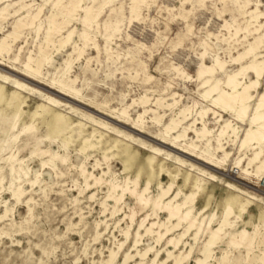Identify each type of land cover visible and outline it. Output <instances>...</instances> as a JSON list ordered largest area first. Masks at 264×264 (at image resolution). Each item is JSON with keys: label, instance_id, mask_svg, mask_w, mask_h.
<instances>
[{"label": "rangeland", "instance_id": "rangeland-1", "mask_svg": "<svg viewBox=\"0 0 264 264\" xmlns=\"http://www.w3.org/2000/svg\"><path fill=\"white\" fill-rule=\"evenodd\" d=\"M57 1H0V8L9 4L5 18H0V38L11 31L14 20L23 18L29 22L30 16L41 8L32 27L24 28L17 40L9 42L8 53L0 54V264H107L110 249L117 251L116 260H120L127 249L133 251L130 246L141 218L147 213L152 220L153 211L158 212L152 201L158 192V182L166 186L174 174L169 198L178 188L189 190L195 177L200 179L192 203V214L199 222L204 218L203 223L216 228L226 200L236 197L237 202L232 205L234 213L229 216L232 225L236 229L244 228L250 236L254 225L258 226L253 239L255 250L247 255L246 249L233 247L224 264H264V171L258 178L254 174L256 165L249 167L248 175L239 170L247 165V155L239 140L224 142L223 150L215 149V135L223 119L240 126V137L248 127L247 117L264 91V70L257 92H253L250 113L247 111L243 120L202 98L203 89L195 76L201 60L210 65L217 55L225 62L226 73L251 59L246 56L233 62L231 57L244 51L247 40L263 33L264 19L251 21L250 11L257 7L264 13V0H141L135 3L137 13L130 10L133 0H112L102 7L97 24L86 29V43L80 36L83 26L79 17L84 6L92 4L91 0H82L71 18L60 5L55 6ZM67 2L60 1L62 5ZM27 3L29 7L14 14V10ZM52 12L58 23L64 19L70 21L53 41L57 44L71 29L73 33L64 47L50 54L52 57L42 64L37 75L24 64L28 55L34 58L39 55L38 48L44 42V30ZM249 21L250 29L262 23L258 32L247 34L246 38L243 31L236 35L235 28H243ZM76 44L83 48L81 57L72 52ZM257 52L264 54V39ZM70 53L74 60L68 71L63 72ZM185 74L189 75L188 79ZM252 77L246 72L239 80L248 81ZM219 78L220 90L224 88L225 75L219 74ZM56 79L79 92L60 86ZM144 99H148L146 105L142 103ZM156 99L175 101L173 108L193 106L191 117H196V112L206 105L216 112L213 115L208 111L205 117L207 127L212 130L209 136L210 151L214 154L212 164L202 160L204 140L196 141L199 147L193 150L184 141L172 147L171 139H164L162 131L168 123L169 110H156L162 116L159 122L152 112L142 114L140 121H136L144 108H156ZM31 124L33 128L25 129ZM186 124L187 121L172 132ZM199 126L197 119L193 128ZM186 135L188 141L196 138L192 129ZM154 148L160 149L161 154L155 155L153 165L148 166L144 158ZM224 152L228 156L222 161ZM10 157L18 161L13 163ZM240 158L236 167L234 163ZM178 159L186 165H179ZM260 159L264 161V146ZM160 163L167 172L157 170ZM198 169L205 173L196 174ZM138 170L140 176L134 185L132 181ZM209 173L215 175L214 180ZM146 175L152 178L145 193L150 201L141 211L132 189L142 191ZM112 183L118 187L107 199ZM228 183L236 188L227 187ZM120 195L122 200L116 203L115 198ZM182 197L180 194L174 201L182 202ZM239 203L246 206L236 218ZM158 214L161 218L168 215L165 210ZM130 216L134 219L132 223ZM181 231L180 227L174 234ZM96 233H99L97 238ZM206 235V232L198 235L189 258L180 264H196L195 258ZM190 237L186 235L184 240L191 242ZM227 241L218 244L214 256L224 252ZM148 242L155 245L154 249L164 247V241L156 243L143 235L139 248ZM173 251L177 253L178 248ZM183 251H188V245ZM153 254L151 250L142 264H151ZM160 257L165 258L164 251Z\"/></svg>", "mask_w": 264, "mask_h": 264}, {"label": "bare ground", "instance_id": "bare-ground-1", "mask_svg": "<svg viewBox=\"0 0 264 264\" xmlns=\"http://www.w3.org/2000/svg\"><path fill=\"white\" fill-rule=\"evenodd\" d=\"M60 1L61 0H58L56 3H54L55 6L60 5L61 9L65 12L67 17L71 18L75 15L82 0H68L67 4L65 5H62ZM110 1L112 0H100V2H98V0H91L92 4L84 6L83 15L79 17V21L83 26L80 36L83 38L84 43H86V40H88L86 29L91 28L93 24H97L98 16L102 10V7ZM137 1L141 2V0H133V3L130 7L131 12L137 13L136 4H135ZM95 3H96V7H95ZM8 5L0 8L1 19H4L5 18L4 16H6L4 15V12H6ZM29 6H30L29 3L22 4L18 7L17 10H14L13 12L15 14L21 9ZM61 9L59 12H61ZM40 11L41 8H38L37 11L30 16L29 22L24 21L23 18H18L13 21L11 31L7 32L4 36L0 38V54L3 52L8 53L10 49L9 42H13L17 40L24 28L33 25L36 19L38 18ZM250 13H251L250 15L251 21L257 22L258 19L260 18L264 19V13L258 11L257 7L254 10L250 11ZM55 19L56 18H54V14L52 12V14L47 19L48 20L47 27L44 30V37H43L44 42L41 43L38 48L39 55L36 58H34L32 55H28L27 61L24 64V67L30 70L34 74L38 75L40 73V68L42 64L50 60L49 58L52 57L50 56V54H53L55 51L60 50V48L64 47L71 38L70 36L73 33L72 29L69 30L66 35L58 39L59 41L56 44L53 41L54 36L59 34L61 28L68 25L70 21L64 19L62 22L58 23ZM251 21L246 23L243 28L237 26L234 30L235 34L237 35L239 31H243L245 33L244 38H246L247 34H256L259 28H261L262 23H259L258 25L255 24L253 25V29H250L249 26L251 25ZM39 29L40 26H38L37 30ZM263 39H264V31L261 34L257 33V35L253 37V40L251 41L247 40V44L243 52L238 53L234 57H231L232 58L231 60L233 62H239L241 59H243L246 56H250L251 58L249 61L241 64L240 67H238L236 70L232 72L226 73L224 71L223 67L225 66L224 65L225 62L219 60L218 55L217 56L215 55L216 57L212 58V64L210 65H206L205 62L201 60L195 74L196 79L200 81L198 84L199 88L203 89V92L200 94L201 97L205 99H209L211 106L217 109L220 108L221 110H228L233 113V116L236 119L243 120L244 117L246 116L248 108L251 106V102L254 100L253 92H257L256 88L259 83V78L262 77L263 75L264 54L262 55L257 52L259 45L261 44V42H263ZM50 45H53L54 49H50L49 48ZM82 51L83 48H79L76 44V46L74 45L72 52H77L78 53L77 56L81 57L83 53ZM204 53L205 51L201 53V56H204ZM71 55L72 53H70L68 55L69 57L64 61L63 72L68 71V68L71 66V62L74 60L71 57ZM175 69L177 70V72L179 71L177 67H175ZM246 72L251 73L253 75L252 79H249L248 81L239 80V77L244 76ZM180 73L183 75V72ZM63 74L64 73H62L61 76ZM219 74L225 75V79L223 82L224 88L220 90L218 89V83H220ZM186 78L188 79L189 75H186ZM69 81L74 82L73 79H69ZM56 82L62 87L65 88L67 87L69 90L73 89L71 86H67L66 83H63L62 80L60 79L59 80L56 79ZM73 90L76 93L79 92L77 89H73ZM147 102L148 99H144L142 101L144 105H146ZM154 104L156 108H149V107L144 108L143 112L138 114L136 121L137 122L140 121V119L143 117L142 114L146 112H152L155 121L159 122L162 116H160L159 113H156V110L159 108L169 110L170 111L169 120L168 123L163 126V131H162V134L164 135V139H166L165 137L170 138L171 139L170 145L172 147H175V145H177V142L184 141L186 146L190 147L193 150L198 146L196 141L200 142L204 140L205 141L204 146L203 148H201L200 151L204 155L202 156V160H204L206 163L212 164L213 161L212 158L214 154L210 151L212 146L210 143L211 139L209 138V136L212 133V130L207 127L205 120L207 112L212 111L211 107L209 108L206 107L207 105L206 106L202 105L203 107H201L196 112L197 116L191 117L192 114L191 110L193 106L188 105L179 108H173V106L175 105V101L168 103L163 99H156L154 101ZM248 112L250 113V111ZM212 113L213 115L216 114L215 111H212ZM122 114H124V116L126 115L125 109L122 110ZM220 117L222 118L221 114L218 115L219 119ZM197 119H199L200 126L193 128V126H195V122L197 121ZM219 119L215 118L216 121L217 120L219 121ZM186 121L187 124L183 126L181 130L172 132L176 130L180 124ZM247 122H248V127H246V129L243 131L242 136L240 137L239 136L240 126L237 124H232V122L228 119H223L215 135V139L217 143L215 149L216 151L223 150L224 142H228L229 140L232 142H236L237 140H239L240 148L244 149L245 150L244 155H247L246 168L240 167L239 170H241L246 175H248L250 174V171H248L249 167L256 165V171L254 174L259 178L261 172L264 171V161L260 159L262 146H264V91L258 95V100L254 103L252 113L250 116L247 117ZM31 128H33L32 124L25 127V129L27 130ZM188 129H192V131L194 132L196 136L195 140L193 139L189 141L186 140L187 137L186 131ZM81 150H85V147H81ZM160 152H161L160 149L154 148L152 154H148L145 156L144 161L148 164V166L153 165L151 164L152 160L156 159L155 155H160L161 154ZM227 156H228V152H224L222 161H224ZM11 159H13V163L18 161V159H16L15 157L14 158L10 157V160ZM240 160L241 158L235 161L234 164L236 167H239ZM42 164L44 165L45 162H43ZM178 164L186 165L185 161H181L179 159H178ZM12 170L14 172L16 171L14 165L12 166ZM157 170L158 171L164 170V172H167V169H163L161 163L157 164ZM188 170L184 171L186 176L188 175L187 174ZM139 172L140 170H138V173L136 174V178L132 181L134 185H137V178L140 176ZM204 173L205 171L202 169H198L196 172V174L198 175H203ZM170 174L171 173H169V175ZM175 176H176L175 174L171 175V181L166 186L161 185V183L158 182V192L154 197V199L152 200L154 204V208H157L158 212L160 210H165L167 211L168 215H166L164 218H161L158 212L152 210L153 214L155 215V218L150 220L149 219L150 214L146 213L137 224V228L134 235L135 237L130 246L133 248V251H129V249H127V251L124 252L121 259L116 260L117 251L110 249L108 257L105 260L107 264H112L114 262L115 264H129L130 261L131 262L133 261L132 264H142L144 260L148 259L149 256L147 254L151 250H154L153 257L150 259V261L152 262L151 264H164L167 261H172V264H180L184 260H187L189 258V255L193 248L192 247L193 242L197 239L198 235L203 232H206L207 235L198 250L199 255L195 258L196 264H208L210 263L211 260L214 261V264H224L228 260V252L233 247L246 249L247 255L250 254V252L256 247L253 243L254 241L253 239H254V235L257 232L258 226L254 225V231L250 236L244 228L236 229L235 226L232 225V221L229 220V216L232 213H234L232 205L233 203L237 202L236 197H231L226 200L222 210V219L219 221V225L216 228H213L211 227L210 224L206 225L205 223H203L204 218H202L201 220L202 222H199L198 219H196V216L192 214V203L194 201L196 191L199 189L200 186L199 183L200 179H198V177H195V179L190 182L191 186L189 190H183L182 188H178L176 193L171 198L167 197L172 187L173 179L175 178ZM210 179L214 180L215 175L210 174ZM151 181L152 178L147 176L145 177V186L142 189V191L137 192L136 189H132V193H134L136 197V204L138 205L141 211L148 205L150 201V198H146L145 193L147 192ZM86 186H88V183H86ZM226 186L233 189L236 188L234 185L230 183H228ZM117 187H118L117 185H114L112 183L107 199H109L112 196L111 192L115 191ZM18 189L19 188H17L16 190ZM124 189L126 190V188ZM124 189L121 190L123 191ZM237 190L242 193L241 189L237 188ZM180 194L183 195L182 202L174 201L175 198ZM121 198L122 195L115 198V202L118 203L119 201L122 200ZM166 198L169 199L165 200ZM101 204H104V202H101ZM206 206L207 203L204 204L203 208ZM245 206H246L245 203L238 204V207L240 209L237 213H235L236 218L240 217L241 212ZM200 211H202V209ZM200 211H198L197 213H199ZM130 220L131 223L134 221L133 216H130ZM182 222H185L184 226L181 225ZM180 227L182 228L180 234H174L175 230H177ZM140 230H142L143 233H141ZM124 234H125L124 236H126L127 239L129 234L128 227L124 232ZM98 235L99 233H96L95 238H97ZM143 235L148 236L150 240L153 239V241L156 243H160L164 241V247L161 245L159 249H154L155 245L148 242L145 244L144 247L139 248V245L142 242ZM186 235H191L190 237L191 242L184 240V237ZM225 239H228V241L226 247L223 248L224 252L220 253L219 256H214V249L218 246L219 243H222V241H224ZM180 244H182V247H179ZM121 245L122 243L120 244V246ZM186 245H188V251L185 253L183 251V247H185ZM176 248H178L177 253L173 251ZM162 251L165 252V258L163 259H161L160 257ZM262 254L264 257V252Z\"/></svg>", "mask_w": 264, "mask_h": 264}]
</instances>
